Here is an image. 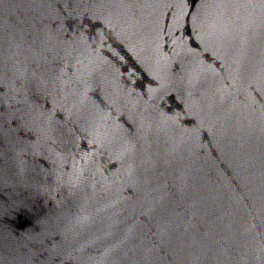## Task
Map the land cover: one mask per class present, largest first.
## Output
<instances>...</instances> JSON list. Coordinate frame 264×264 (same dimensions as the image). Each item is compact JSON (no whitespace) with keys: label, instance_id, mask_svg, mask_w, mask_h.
Returning a JSON list of instances; mask_svg holds the SVG:
<instances>
[{"label":"water","instance_id":"obj_1","mask_svg":"<svg viewBox=\"0 0 264 264\" xmlns=\"http://www.w3.org/2000/svg\"><path fill=\"white\" fill-rule=\"evenodd\" d=\"M0 264H264V0H0Z\"/></svg>","mask_w":264,"mask_h":264}]
</instances>
